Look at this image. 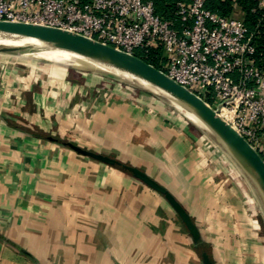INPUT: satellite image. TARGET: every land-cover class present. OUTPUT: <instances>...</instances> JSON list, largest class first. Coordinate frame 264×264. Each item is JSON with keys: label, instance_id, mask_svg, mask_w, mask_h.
<instances>
[{"label": "crops", "instance_id": "1", "mask_svg": "<svg viewBox=\"0 0 264 264\" xmlns=\"http://www.w3.org/2000/svg\"><path fill=\"white\" fill-rule=\"evenodd\" d=\"M259 5L264 8V0ZM92 84L65 72L24 84L19 101L0 92V264H126L139 246L134 230L155 223L159 231L158 222L175 221L162 193L51 133L144 170L174 194L193 221L168 183L186 175L200 201L212 190L210 152L193 146L188 135L129 92L114 95L96 87L107 95L91 96ZM82 105L90 114H83ZM177 222L180 233L190 236ZM192 251L197 255L193 245Z\"/></svg>", "mask_w": 264, "mask_h": 264}, {"label": "built area", "instance_id": "2", "mask_svg": "<svg viewBox=\"0 0 264 264\" xmlns=\"http://www.w3.org/2000/svg\"><path fill=\"white\" fill-rule=\"evenodd\" d=\"M0 19L63 28L128 53L155 50L158 69L203 99L264 160V70L242 15L205 0H176L173 15L154 0H0Z\"/></svg>", "mask_w": 264, "mask_h": 264}, {"label": "rangeland", "instance_id": "3", "mask_svg": "<svg viewBox=\"0 0 264 264\" xmlns=\"http://www.w3.org/2000/svg\"><path fill=\"white\" fill-rule=\"evenodd\" d=\"M232 12V16H241L237 8ZM134 51L136 54L140 52L137 48ZM33 54H21L16 50H0V92L9 96L10 99L17 98L19 101L22 98L20 88H23L24 84L25 87L34 86L40 78L48 74L58 76L65 72L71 78L91 81L94 86L93 92L89 94L91 96L107 95V92L96 90V87L106 88L114 95L129 92L128 94L146 106L151 114L166 118L169 126L188 135L193 146H197L200 150L206 149L211 153L213 170L210 173V179L213 181L211 184L213 188L203 194L207 198L204 197L201 201L195 198L197 193L186 185V175L177 176V179L175 178L168 185L172 186L193 214L199 237L211 243L215 264H264V213L258 207L253 188L235 160L201 124L163 99L158 93L129 84L124 78H115L102 73L94 74L88 68L73 66L64 68L60 65L56 68V64H53L54 60ZM14 85L16 86L14 89L9 88L14 92L8 95L6 93L8 86ZM28 100L29 97H27ZM81 109L85 115L91 112L90 109L88 111L87 105H82ZM51 134L62 140H68L61 138V135L56 132ZM120 168L126 171V168ZM193 186L195 187L194 181L192 189ZM163 200L168 205L166 199ZM169 208L173 209L171 206ZM176 214L173 215L175 217L173 224L168 222L166 225L158 222L159 231L155 229L157 227L155 223L144 224V229L134 230L133 240L135 245L139 246L137 245L138 247H135L131 253V259H129L130 256L127 258L126 264H203L201 256L192 251L191 235L180 233L178 220L181 221V229L185 231L188 229ZM154 217L161 218L156 215ZM149 241L151 247L144 248L143 243L149 244Z\"/></svg>", "mask_w": 264, "mask_h": 264}, {"label": "water", "instance_id": "4", "mask_svg": "<svg viewBox=\"0 0 264 264\" xmlns=\"http://www.w3.org/2000/svg\"><path fill=\"white\" fill-rule=\"evenodd\" d=\"M0 30L36 40L45 46L110 60L137 71L152 86L163 91L193 115L202 127L235 160L247 177L251 187L254 185L264 196V160L257 150L203 99L170 78L153 64L146 62L135 54L55 26L0 19ZM0 50L11 51L15 49ZM63 143L79 153L92 156L109 164L121 162L109 154L87 149L70 140H64ZM122 167L128 169L135 177L163 194L187 227L193 244H196L198 239H201L198 227L189 212L165 185L135 165L123 162ZM201 259L203 264H215V261H212L206 252H202Z\"/></svg>", "mask_w": 264, "mask_h": 264}, {"label": "bare ground", "instance_id": "5", "mask_svg": "<svg viewBox=\"0 0 264 264\" xmlns=\"http://www.w3.org/2000/svg\"><path fill=\"white\" fill-rule=\"evenodd\" d=\"M0 49H15L21 54L40 53L33 55L37 57H48L54 60L55 63L53 64L54 65L56 64L55 65L56 68L59 67L58 65L64 68H66L67 66H71V67L73 66L76 68H88L91 69L94 74L102 73L107 76H111L115 78H122V79L124 78L125 81L129 84L147 88L150 89V91L152 90L158 93V95L161 96L163 99L172 103L178 109L183 110L186 114H188L189 117H191L194 121L199 123V121L193 115H191L188 111H185V109L182 106H180L170 96L166 95L163 91L152 86L151 83L147 81L144 77H142L140 73L126 66L112 62L110 60H104L88 55H80L67 50L45 46L36 40L25 38L16 34H12L4 30H0ZM218 114L223 119L227 118V112L225 109H223ZM252 188H253L254 196L259 205L258 207H260L262 212L264 213V196L254 185H252Z\"/></svg>", "mask_w": 264, "mask_h": 264}, {"label": "trees", "instance_id": "6", "mask_svg": "<svg viewBox=\"0 0 264 264\" xmlns=\"http://www.w3.org/2000/svg\"><path fill=\"white\" fill-rule=\"evenodd\" d=\"M175 1L154 0L155 11L165 17H170L173 15ZM205 6L222 15L231 14L235 7L240 10L243 20L252 32V42L255 47L253 54L255 63L260 69L264 70V8L259 5V0H205ZM155 53L156 51L153 50L148 52V54L139 52V54L135 55L158 67ZM57 140L63 142L60 138H57ZM122 163L121 161L113 165L120 168L122 167ZM126 171L131 173L128 169ZM193 249L201 256L200 258H202V252H206L209 258L214 261L212 248L204 240L198 239L197 243L193 244Z\"/></svg>", "mask_w": 264, "mask_h": 264}]
</instances>
